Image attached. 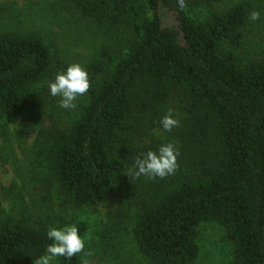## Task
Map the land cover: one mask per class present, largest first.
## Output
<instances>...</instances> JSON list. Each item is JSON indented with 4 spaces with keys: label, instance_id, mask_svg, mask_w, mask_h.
Listing matches in <instances>:
<instances>
[{
    "label": "trees",
    "instance_id": "16d2710c",
    "mask_svg": "<svg viewBox=\"0 0 264 264\" xmlns=\"http://www.w3.org/2000/svg\"><path fill=\"white\" fill-rule=\"evenodd\" d=\"M184 4L48 0L29 13L0 3V159L18 164L20 137L31 173L1 192L0 264L44 254L48 228L66 224L53 198L83 210L109 193L104 264H127L128 242L129 258L195 264L209 223L232 245L224 264H264V0ZM72 44L88 54L74 59ZM73 63L90 87L64 109L48 84ZM169 109L179 126L166 132ZM20 116L23 127L11 126ZM167 143L179 149L174 174L127 175ZM76 226L87 234V223ZM57 261L82 264L83 254Z\"/></svg>",
    "mask_w": 264,
    "mask_h": 264
},
{
    "label": "rangeland",
    "instance_id": "374dc122",
    "mask_svg": "<svg viewBox=\"0 0 264 264\" xmlns=\"http://www.w3.org/2000/svg\"><path fill=\"white\" fill-rule=\"evenodd\" d=\"M13 1L18 7L27 10L32 13V8H36L39 2H45L48 0H0V3ZM56 30H59L58 28ZM71 44V42H70ZM70 54L72 57L80 61L81 57L87 55L88 52L81 47H76L73 44L69 45ZM79 54L80 57L77 55ZM76 100L74 103H76ZM28 120L27 116L18 117L15 122H10L11 126H17L21 129ZM18 137V145L16 148V157H18V164L3 163L0 159V198H2L1 192L4 188H8L11 183L18 185V189L22 188L29 182L31 173L29 174L28 161L25 158L23 148L20 147ZM25 141V140H24ZM24 143V142H23ZM22 143V145H23ZM31 139L28 138L25 147L29 148ZM29 170V171H28ZM57 206L56 212L64 219L65 225L77 224V222H85L89 226V230L83 238L85 239V248L82 250L83 261L82 264H104L109 263L110 260L106 257V249L113 243L112 239H105L102 235V228L104 224H108L112 211L115 210L113 206V196L109 193L105 198L96 203L84 208L83 210H75L68 203L59 202L54 199ZM7 203V201H5ZM63 225V223H62ZM64 225V226H65ZM123 241L124 238L121 237ZM112 242V243H111ZM199 244H200V256L195 264H224L231 257L232 245L226 238L225 232L217 225L213 223L203 224L199 232ZM135 251V247L131 242L123 245L122 254H120L127 264H149L147 261H142L143 258L135 253V256L129 258L131 252ZM127 257H126V256ZM107 261V262H106ZM57 264L58 261H57Z\"/></svg>",
    "mask_w": 264,
    "mask_h": 264
},
{
    "label": "clouds",
    "instance_id": "9594fccd",
    "mask_svg": "<svg viewBox=\"0 0 264 264\" xmlns=\"http://www.w3.org/2000/svg\"><path fill=\"white\" fill-rule=\"evenodd\" d=\"M177 3L181 9L185 7L184 0H177ZM250 19L253 21L259 19V12L253 11ZM48 87L51 96L60 97L61 108H74L77 96L85 94L90 87L88 72L79 63L70 64L65 71L56 74ZM160 125L166 132L179 126V121L174 118L172 109H169L161 118ZM178 155L179 149L174 144H162L157 150H148L137 157L127 175L133 178L142 175L149 178H164L175 173ZM46 237L51 243L44 254L35 259L34 264H57L58 257L71 258L85 248V239L79 234L75 224L49 227Z\"/></svg>",
    "mask_w": 264,
    "mask_h": 264
}]
</instances>
